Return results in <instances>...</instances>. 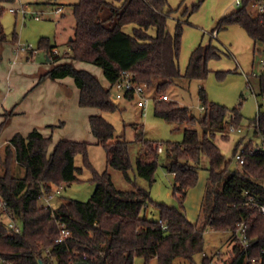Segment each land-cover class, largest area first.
Wrapping results in <instances>:
<instances>
[{"label":"trees","instance_id":"obj_1","mask_svg":"<svg viewBox=\"0 0 264 264\" xmlns=\"http://www.w3.org/2000/svg\"><path fill=\"white\" fill-rule=\"evenodd\" d=\"M5 1L0 0V42L7 40L1 20ZM184 1L172 7L169 0H76L70 52L54 53L56 46L47 38L39 42L54 62L43 77L72 76L80 89L82 106L116 110L111 91L122 71L133 73L135 80L147 87L156 86L155 114L189 125L181 141L167 143L171 160L165 167L174 175L177 204L155 201L151 189L137 184L130 190L118 189L108 170L99 173L92 167L86 141L61 139L51 151L52 137L40 130L33 129L26 135L16 133L0 148V211L5 202L21 224V231L16 232L0 217V255L6 259L0 264H136L137 257H143L144 264L153 260L156 264H264V214L251 205L252 201L264 203V149L247 153L245 162L234 166L239 147L251 148L252 139L248 143L240 139L233 157H228L216 140L219 133L224 138L229 136L226 129L230 123L241 127L242 103L229 108L210 101L201 88L204 114L197 116L188 106L161 98L178 79L206 78L209 61L221 57L218 46L201 42L191 52L182 74L179 57L185 26L191 24V15L203 3L200 0L184 7L172 31L169 19ZM251 1L241 0L238 9L218 19L212 32L239 24L255 43H264V13H255ZM128 25H132L131 32L124 29ZM75 60L100 65L109 84L105 85L90 70L76 67ZM259 83L260 93L264 94V70ZM127 98L133 99V95L127 94ZM7 122L8 118L0 124V131ZM90 123L97 143L106 148L109 166L121 169L131 180L129 141L123 137L114 140V125L99 113L90 116ZM198 124L202 132L194 127ZM251 125L264 138L262 104ZM137 141L145 145L137 158V172L152 186L162 142L145 138L143 126H139ZM78 153L86 156V164L93 169L96 189L87 201L67 198L53 210L45 207L40 199L43 189L51 192L78 179L82 170L75 163ZM205 158L207 166L203 165ZM16 163L25 169L24 176L13 173ZM201 168L209 171L208 182L199 219L191 221L185 199L198 184ZM151 204L158 208L157 219L148 216ZM59 218L72 231L62 242L57 241ZM240 222L246 226L248 246L233 237L230 260H221L218 253L215 257L205 254L197 262L196 255L204 252L206 229L233 234Z\"/></svg>","mask_w":264,"mask_h":264},{"label":"rangeland","instance_id":"obj_2","mask_svg":"<svg viewBox=\"0 0 264 264\" xmlns=\"http://www.w3.org/2000/svg\"><path fill=\"white\" fill-rule=\"evenodd\" d=\"M76 0H7L4 2V13L2 15V23L11 40L17 37V41L26 44H32L37 50V59H40V64L47 62L46 52L44 48L39 47V42L42 38L50 40L52 45H55L60 54L64 55L70 52L69 38L74 33L75 17L73 14V3ZM181 0H169L174 7ZM200 0H186L187 5L199 2ZM21 4L29 5L33 10H43L49 12L57 6H63V13H53L51 18L45 17L37 20L28 14L23 20V15L14 11ZM239 8L236 0H203V3L198 11L190 17L192 25L188 27L193 34H198L199 43L212 42L218 46L221 51V57L209 61L210 72L204 79H178L173 84L168 92V100H175L183 106H188L194 114L202 116L204 114L203 102L200 98L201 88L205 89L207 97L210 101L224 104L229 108L241 105V132H229V136L224 138L219 133L216 140L222 151L228 156L233 157V150L236 143L243 139L244 143H248L252 139L254 146L260 145L262 136L255 132L251 121L258 113V106L262 104L264 107V94L260 93L259 75L264 70V43L248 37L246 31L239 25L231 26L220 30V34L212 35V28L215 26L222 11L230 12ZM224 13V14H225ZM171 28L174 27L175 21L172 16L169 22ZM241 30V31H240ZM244 32L246 38L241 36L240 32ZM192 34V36H193ZM249 38V41L248 39ZM182 50L179 57V66L182 74L185 73L191 52L189 43L185 41L182 44ZM65 60L68 58H64ZM76 67L88 69L101 79L105 85H108L103 69L100 65L89 61H74ZM75 82V79L69 76ZM1 79V76H0ZM78 86V85H77ZM69 89L68 87H65ZM148 96L157 98L158 94L156 86L146 87ZM112 100L117 102V108L114 111H102L97 107H81V113L74 116H68L64 120L57 119L56 124L50 127L49 136L52 137L50 150L52 151L55 145L61 139H71L76 141L88 142L87 159L92 167L99 173L105 170L111 174L115 186L120 190H130L135 187V184L151 189V195L155 201L165 202L168 204L174 203L173 196V181L174 175L170 173L165 165L171 160L167 153V143L169 141H181L184 137V130L189 127L188 124H179L155 114V101L151 100L146 111L140 106L139 99H129L123 97L116 98V91L112 89ZM78 104V103H77ZM80 106V105H79ZM93 111V112H91ZM99 111V112H98ZM99 113L106 120L111 122L115 127V137L125 138L129 141V150L133 162V167L129 170L128 179L121 169L109 166L106 148L102 144L97 143V139L92 131L89 115ZM81 116V118H77ZM76 118V119H75ZM139 126H143L145 138L162 142L159 151V166L155 173V182L150 186L149 182L137 172V158L145 145L137 141V132ZM196 127L199 131H203L198 124ZM206 165L208 159L205 158ZM236 158H233V165H237ZM75 163L81 167V172L78 173V179L71 183H63L61 192L54 193L51 203L54 208H57L62 201L67 198L87 201L94 190L96 182L94 180L93 169L86 164V156L78 153L75 157ZM204 171L206 169H203ZM204 171L202 175H204ZM207 171V170H206ZM205 171V172H206ZM13 173L17 176H24L25 169L14 164ZM203 176L198 184L193 187L202 188ZM189 197V192L186 199ZM177 203V202H176ZM186 213L187 207L185 204ZM0 211V217H3L9 222V216ZM159 215L156 205L151 204L148 208V216L157 219ZM196 221V220H195ZM21 225V224H20ZM204 252L196 255L197 262H200L205 254L209 256H217L221 253V260H230V251L234 245L233 235L229 231H217L212 228L206 229L204 233ZM222 261H218L220 264ZM85 264V263H80ZM151 264H156L153 260ZM184 264H189L185 262Z\"/></svg>","mask_w":264,"mask_h":264},{"label":"crops","instance_id":"obj_3","mask_svg":"<svg viewBox=\"0 0 264 264\" xmlns=\"http://www.w3.org/2000/svg\"><path fill=\"white\" fill-rule=\"evenodd\" d=\"M185 1L181 9L172 15L175 24L176 19L181 17L184 7L193 5H187ZM224 13L225 11H222L220 17H222ZM62 15L64 16V13H62ZM236 25L239 24H233L228 27ZM191 26L192 25L185 26L182 43L183 46L185 41L189 43L187 51L189 50L190 52L199 44L198 34H193L190 32L191 30L188 29V27ZM169 28L173 31L175 25L171 28L169 24ZM124 29L131 32L132 25H128ZM240 33L241 36L247 37L243 31ZM219 34L220 31L218 36ZM248 37L250 36L248 35ZM70 38L69 40H71ZM247 39L249 41V38ZM250 39L253 40L251 37ZM16 45L17 37L9 40L8 35L6 41L0 42V124L8 118V122L0 131V148L9 142L16 133L26 135L31 130L38 129L44 135L49 136L50 127L56 124L54 122H56L57 119L64 120V118L68 116L79 115L81 113L83 118H81V116L77 118H81L84 121L86 114H83L81 107H89L82 106L79 103L80 89L76 82L70 79L69 76L58 79L43 77V74L54 64L51 58L46 55L47 62L40 64L41 60L37 59L38 52L17 53L15 49ZM163 96L166 99L168 98L167 93L162 95V97ZM91 115L92 113L89 117ZM205 162L206 161L203 163L204 166L206 165ZM203 169L206 168L199 169L200 180L203 176L202 188L199 187V190H197L198 188H191L189 190V197L185 199L188 210L186 214L191 221L198 220L201 214V206L209 176V171L206 169L207 171L205 170V172ZM203 171L204 175H202ZM176 202L177 200L175 199L172 204H177ZM144 263L145 259L143 257L136 258V264Z\"/></svg>","mask_w":264,"mask_h":264},{"label":"built area","instance_id":"obj_4","mask_svg":"<svg viewBox=\"0 0 264 264\" xmlns=\"http://www.w3.org/2000/svg\"><path fill=\"white\" fill-rule=\"evenodd\" d=\"M237 5H241V0H236ZM251 9L255 13H264V0H252L251 3ZM16 12H19L23 15V20L27 17L28 14H31L32 17H34L37 20L43 19L45 17L51 18V15L53 13H63V6L59 5L55 9L46 12L43 10H33L29 5L27 4H21L19 8L13 9ZM218 34V31L215 30L212 32L213 36H216ZM16 52H37V50L33 47L32 44H26L21 41H17L16 45ZM56 54H60L59 50L57 48L53 51ZM146 87L147 85L145 83H140L137 80H135L133 73L129 71H122L121 76L119 80L115 83L113 89L116 91V98L121 99L123 97H127V94H132L133 99L138 98L140 106L146 111L149 103L151 100H155L156 98L148 96L146 93ZM161 98H165L164 96ZM228 129L230 132H241L242 127H237L233 123H230L228 126ZM264 149V138H262V142L260 145L252 146L251 148H247L245 145H241L236 152L235 158L239 162V164H243L245 162V156L247 153H254L258 149ZM62 187H55L53 191L46 192L44 189L42 190V194L40 195L41 202L45 207H49L52 210L54 209L51 200L53 199L54 195L56 193L61 192ZM55 193V194H54ZM252 206L258 207L259 211L264 214V203H258L256 201H252ZM2 211L9 216V226L15 230L16 232L21 231V225L20 223L12 216L11 211L7 207L6 203L3 202L2 205ZM54 215V211H53ZM58 226L60 228V234L57 238L58 242H62L66 240L69 236H71L72 231L65 227V224L63 221L59 218L58 219ZM246 226L243 222H240L237 226V229L233 232V237L238 238L240 242L243 243V245L246 247L248 246V237L246 234ZM6 259L0 255V262H4ZM250 258H247V261H249ZM255 261H259L256 259ZM14 264V263H11Z\"/></svg>","mask_w":264,"mask_h":264},{"label":"water","instance_id":"obj_5","mask_svg":"<svg viewBox=\"0 0 264 264\" xmlns=\"http://www.w3.org/2000/svg\"><path fill=\"white\" fill-rule=\"evenodd\" d=\"M71 40L73 39V36H71V38H70Z\"/></svg>","mask_w":264,"mask_h":264}]
</instances>
